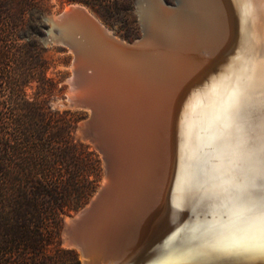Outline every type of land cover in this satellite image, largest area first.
<instances>
[{
	"label": "bare ground",
	"instance_id": "1",
	"mask_svg": "<svg viewBox=\"0 0 264 264\" xmlns=\"http://www.w3.org/2000/svg\"><path fill=\"white\" fill-rule=\"evenodd\" d=\"M182 2L150 0L143 48L90 39L77 57L68 98L89 110L80 126L106 169L65 222L66 246L70 228L84 243L82 264H264L243 215L264 176V0ZM76 7L102 25L76 4L52 19Z\"/></svg>",
	"mask_w": 264,
	"mask_h": 264
},
{
	"label": "trees",
	"instance_id": "2",
	"mask_svg": "<svg viewBox=\"0 0 264 264\" xmlns=\"http://www.w3.org/2000/svg\"><path fill=\"white\" fill-rule=\"evenodd\" d=\"M67 1L105 16L120 9L118 0ZM44 6L0 0V264H79L77 251L61 245L63 220L100 178V158L75 136V112L48 103L57 81L46 76L47 48L33 25L35 13L42 26ZM33 79L37 90L27 97Z\"/></svg>",
	"mask_w": 264,
	"mask_h": 264
},
{
	"label": "rangeland",
	"instance_id": "3",
	"mask_svg": "<svg viewBox=\"0 0 264 264\" xmlns=\"http://www.w3.org/2000/svg\"><path fill=\"white\" fill-rule=\"evenodd\" d=\"M137 1L139 0H118L117 4L120 9L118 11L116 10L115 12H113L110 16H105L92 10L90 7L86 6L81 2H69L67 0H44V10L42 14H40L42 26L38 25L35 21L34 17L36 16V14L34 13V17L32 16L33 25L35 26L36 31L38 30L39 33L38 35H36V37L38 38V41L44 47L47 48L46 57L48 60H50V63L46 70V76L52 77L55 81H57L56 88L53 90L52 94H50L49 96L47 95L48 103L51 105V108H55L58 110L69 109L75 112V116H77L75 136L81 142L89 145L90 148L97 153L101 161V172L99 181L90 199L83 207H86V205L90 202V200H92V198L102 186V183L105 178V162L103 155L96 146L95 142L89 139L87 133L80 126V124L86 121V119L89 117V110L86 108L74 107L69 105L68 95H71L73 92L70 80L73 77L74 73V52L68 46L56 41V38L53 33L47 32L46 28L49 26V24L46 19L49 17L56 18L61 12L65 11V9L71 5L76 4L84 6L102 24V26L106 30L112 33L113 36L126 42H132L142 37L144 27L147 28L145 18L147 17V15H150L149 12L152 6L150 0H142L140 4H137ZM159 1L165 7H169L168 9L175 10L176 8L175 11H177L179 6L181 7L183 3L182 0ZM150 26L151 27L148 26V30H150L151 33L158 32V29L156 27H153L154 25ZM0 80H4V74H2L1 72ZM37 84L38 82L36 79H33L28 83L25 88V93L27 97L35 96L34 92L37 90ZM0 94L1 99L6 98V94L2 92V89L0 90ZM42 96L46 97V95ZM82 131L84 133H82ZM82 208H80L78 211H80ZM78 211L71 212L70 214L64 216L63 225L61 229V245L65 248L75 249L78 253L79 264H82V255L80 250L72 246H66L67 244H65L63 234L66 219L74 217Z\"/></svg>",
	"mask_w": 264,
	"mask_h": 264
},
{
	"label": "water",
	"instance_id": "4",
	"mask_svg": "<svg viewBox=\"0 0 264 264\" xmlns=\"http://www.w3.org/2000/svg\"><path fill=\"white\" fill-rule=\"evenodd\" d=\"M137 4H140V1H137ZM46 20L49 24V26L46 28L47 32L53 33L56 38V41L68 46L73 50L74 65L76 64V62H78L77 57L80 53H82L84 45L86 44V42L90 41V39H93L94 40L93 45L94 44L96 45L95 41H97L98 38L99 39L102 38L103 40L105 38L106 42L104 40L103 43H105V46H107L108 48H110L112 44L115 45L119 44L121 45L120 47L123 48L125 51L131 52L143 48L142 41L148 35L147 28L144 27L143 34L140 39H136L132 42H128V44H124L121 41H117L114 38L109 37V35L107 34L106 30L102 27V25L96 23V21H94L93 18L88 15V13L84 10V8L81 7H76L68 13L61 14L56 20L52 19V17H49ZM225 50H226L225 48H222V50L219 53L214 55L215 57H213L212 61L217 59L222 53H224ZM79 68L80 67H78V69ZM191 80L184 82V84H182L181 90L185 88L190 83ZM68 100L70 106L86 108L85 104L83 103V100L79 97L72 96L71 98H68ZM82 129L87 134L90 133V128L88 124H85ZM168 184L169 181L165 184V187L163 188L162 197H164L167 192ZM84 208L85 207H83L81 210H83ZM78 221L79 219L75 221V224ZM65 228L66 226H64V229ZM71 230H72L71 228L67 230V233L69 236V240L72 243V247L83 248L84 247L83 241L80 238H78V236L74 234V232H71ZM141 260H142L141 257L135 258L132 264H137L138 262H141ZM251 264H256V263H251Z\"/></svg>",
	"mask_w": 264,
	"mask_h": 264
},
{
	"label": "snow or ice",
	"instance_id": "5",
	"mask_svg": "<svg viewBox=\"0 0 264 264\" xmlns=\"http://www.w3.org/2000/svg\"><path fill=\"white\" fill-rule=\"evenodd\" d=\"M264 184V176L258 177L248 190V206L243 210L249 247L259 250L264 247V192L256 188Z\"/></svg>",
	"mask_w": 264,
	"mask_h": 264
}]
</instances>
